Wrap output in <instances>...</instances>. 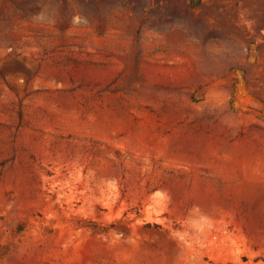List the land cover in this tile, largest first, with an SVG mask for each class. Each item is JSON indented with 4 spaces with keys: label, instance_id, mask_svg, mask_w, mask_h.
Masks as SVG:
<instances>
[{
    "label": "rangeland",
    "instance_id": "obj_1",
    "mask_svg": "<svg viewBox=\"0 0 264 264\" xmlns=\"http://www.w3.org/2000/svg\"><path fill=\"white\" fill-rule=\"evenodd\" d=\"M0 264H264V0H0Z\"/></svg>",
    "mask_w": 264,
    "mask_h": 264
}]
</instances>
